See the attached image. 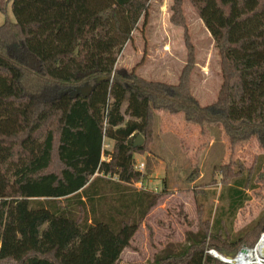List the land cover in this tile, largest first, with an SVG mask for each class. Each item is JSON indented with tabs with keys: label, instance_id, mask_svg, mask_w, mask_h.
<instances>
[{
	"label": "trees",
	"instance_id": "trees-1",
	"mask_svg": "<svg viewBox=\"0 0 264 264\" xmlns=\"http://www.w3.org/2000/svg\"><path fill=\"white\" fill-rule=\"evenodd\" d=\"M152 1L0 0L16 18L0 25V264H119L167 195L135 187L144 179L135 154L149 151L157 112L221 127L232 145L264 137V0H189L221 60L222 86L206 106L192 93L190 47L176 85L118 72ZM182 4L174 0L171 22L184 27ZM79 87L90 96L74 98ZM138 136L147 145L135 148ZM223 169L235 216L251 179ZM263 232L264 212L235 235L223 220L204 223L155 264H224L207 250L235 253Z\"/></svg>",
	"mask_w": 264,
	"mask_h": 264
},
{
	"label": "rangeland",
	"instance_id": "rangeland-1",
	"mask_svg": "<svg viewBox=\"0 0 264 264\" xmlns=\"http://www.w3.org/2000/svg\"><path fill=\"white\" fill-rule=\"evenodd\" d=\"M173 5L174 0L152 1L146 26L141 19L119 56L118 72L130 75L135 71L148 81L176 85L190 47L196 58L190 77L192 93L202 106L210 105L217 100L223 82L219 51L191 2L183 0L184 27L171 22ZM7 20L16 22L11 4L6 14L0 11V25ZM156 114L154 140L148 152L135 154V169L145 165L144 190L166 191L167 195L150 211L119 264H155L163 253L186 247L187 239L204 223L223 220L226 230L235 235L264 212V137L260 140L252 135L232 145L221 127L201 129L187 123L181 114ZM114 144L105 139V150L111 152ZM226 166L233 173L248 174L252 184L246 191L247 201L235 216L227 211ZM135 187L141 190L138 184Z\"/></svg>",
	"mask_w": 264,
	"mask_h": 264
},
{
	"label": "built area",
	"instance_id": "built-area-1",
	"mask_svg": "<svg viewBox=\"0 0 264 264\" xmlns=\"http://www.w3.org/2000/svg\"><path fill=\"white\" fill-rule=\"evenodd\" d=\"M140 173H144L145 165L140 164L136 168ZM141 190H144L143 181L138 183ZM207 254L218 259L224 264H264V232L253 247L243 246L235 252L233 257L226 256L216 249L207 250Z\"/></svg>",
	"mask_w": 264,
	"mask_h": 264
},
{
	"label": "water",
	"instance_id": "water-1",
	"mask_svg": "<svg viewBox=\"0 0 264 264\" xmlns=\"http://www.w3.org/2000/svg\"><path fill=\"white\" fill-rule=\"evenodd\" d=\"M91 92H92V87H85V88L79 87L74 91L73 97L77 98L80 95L83 97H89ZM144 142H145L144 137L138 136V138L134 142V147L135 148L142 147L144 145ZM223 254L230 257H233L235 255V253H227V252H223Z\"/></svg>",
	"mask_w": 264,
	"mask_h": 264
},
{
	"label": "crops",
	"instance_id": "crops-1",
	"mask_svg": "<svg viewBox=\"0 0 264 264\" xmlns=\"http://www.w3.org/2000/svg\"><path fill=\"white\" fill-rule=\"evenodd\" d=\"M153 183V181L151 182V184ZM154 192H158V190H155ZM170 192H172V193H177V192H179L178 190H172V191H170Z\"/></svg>",
	"mask_w": 264,
	"mask_h": 264
}]
</instances>
